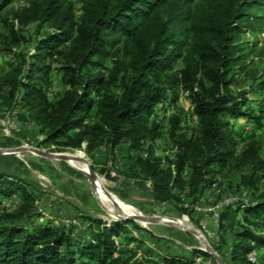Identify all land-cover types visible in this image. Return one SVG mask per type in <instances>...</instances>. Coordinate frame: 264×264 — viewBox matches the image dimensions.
<instances>
[{
    "label": "trees",
    "instance_id": "1",
    "mask_svg": "<svg viewBox=\"0 0 264 264\" xmlns=\"http://www.w3.org/2000/svg\"><path fill=\"white\" fill-rule=\"evenodd\" d=\"M12 1L0 0V12ZM256 6L253 0H89L78 22L72 5L64 0H34L25 12L33 19L55 21L61 31L15 67L7 79L10 104L18 102L28 109L38 133L46 137L44 142L65 148H81L86 142L89 152L108 146L114 159L126 145V175L149 180L156 201L176 203L184 192L196 201L214 185L217 172L211 168L224 167L235 156V143L227 135L228 119L243 113L242 102L231 93L232 71L245 60L238 45L241 27L264 24L253 13ZM117 32L134 45L123 74L117 60L112 69L103 67L113 57L108 45ZM57 55L66 61L61 69L66 89L53 102L48 92L53 72L50 59ZM178 61L183 67L168 72ZM92 65L105 69L108 78L104 71H93ZM116 84L119 94L112 90ZM181 90L190 93L200 132L194 138L178 134L181 119L174 115L170 137L178 153L165 163L154 154L161 125L150 116L158 105L163 108L172 96L178 98ZM256 119L260 122V117ZM22 181L26 180L0 170V194L24 191ZM179 210L183 213L188 208ZM239 211L244 213V223L230 233L228 258L232 264H253L248 254L264 245V197ZM12 222L0 217V264H190L186 256L157 260L119 255L113 237L118 230L102 227V220L83 241L73 239L65 226L38 223L26 228Z\"/></svg>",
    "mask_w": 264,
    "mask_h": 264
},
{
    "label": "rangeland",
    "instance_id": "2",
    "mask_svg": "<svg viewBox=\"0 0 264 264\" xmlns=\"http://www.w3.org/2000/svg\"><path fill=\"white\" fill-rule=\"evenodd\" d=\"M32 1L13 0L0 12V170L26 180L20 184L24 191L10 196L0 194L2 220L13 219L16 226L26 228L38 223L65 226L77 241L88 239L91 230L102 220V227L107 225L118 230L113 233L117 253L128 259L146 256L159 260L178 255L186 256L190 264H232L227 249L230 233L240 228L245 218L239 207L264 197V24L251 22L241 27L238 45L245 60L232 71L230 89L237 101L242 102L243 114L229 117L231 125L227 132L235 143V156L226 166L211 168L217 172L213 176L214 185L206 188L196 201H193L194 196L187 192L179 194L175 189L181 200L163 202L153 198L149 180L126 175L129 160L126 145L120 147L114 159L108 146L89 152L86 142L81 148L44 142L46 137L38 133L39 128L31 121L28 109L18 102L10 104L7 79L15 67L29 60L44 41L61 31L55 21L33 19L25 12ZM88 1L64 0L65 4L72 5L78 22ZM253 1L258 3L253 13L264 19V0ZM113 39L108 45L113 57L106 60L103 67L112 69L117 60L123 74L130 64L134 45L122 32L113 35ZM50 61L53 72L48 92L55 102L66 89L61 70L66 61L59 55L51 57ZM90 67L106 73L100 66ZM182 67V61L174 62L168 72ZM112 90L121 92L117 84ZM170 101L163 108L158 105L156 114L150 116L151 121L156 120L161 125V137L154 143L153 150L165 163L168 159L175 160L178 153L170 137L174 115L181 119L178 134L194 138L200 132V118L194 113L190 93L181 90L178 98L172 96ZM95 113L96 109L88 118L89 123ZM256 117H260V122ZM35 129L38 136L33 134ZM20 147L57 155L75 154L86 163L80 160L78 169L66 159H50L27 150L14 152L13 149ZM87 162L91 164V174L102 180L110 197L133 210L125 211L123 204L115 208L97 194ZM188 172L190 169L186 170ZM200 204L206 211L200 210ZM183 208L188 211L182 213L179 209ZM249 219L256 218L250 216ZM130 221L135 224H128ZM256 232L262 231L257 229ZM248 258L253 264H264V245L256 246Z\"/></svg>",
    "mask_w": 264,
    "mask_h": 264
},
{
    "label": "water",
    "instance_id": "3",
    "mask_svg": "<svg viewBox=\"0 0 264 264\" xmlns=\"http://www.w3.org/2000/svg\"><path fill=\"white\" fill-rule=\"evenodd\" d=\"M14 152H18V151H31L32 153H35L37 155H40V156H43V157H48L50 159H66V160H69V158L65 157L64 155H57V154H52V153H47L43 150H39L37 148H25V147H20V148H15L13 149ZM87 161V160H86ZM89 167L91 168V164L89 162H87ZM93 171L90 169V176H91V180L92 182H95V175L94 174H91ZM143 218H146V217H143ZM222 264V262H220Z\"/></svg>",
    "mask_w": 264,
    "mask_h": 264
},
{
    "label": "bare ground",
    "instance_id": "4",
    "mask_svg": "<svg viewBox=\"0 0 264 264\" xmlns=\"http://www.w3.org/2000/svg\"><path fill=\"white\" fill-rule=\"evenodd\" d=\"M65 157H72V158H76V159H79V160H81V161H83L84 163H86L79 155H75V154H63ZM27 156H29V155H27ZM88 169H89V166H88ZM89 172H90V169H89ZM95 180L100 184V186L106 191V193L110 196V192L109 191H107L106 189L107 188H105L104 187V184H103V182H102V180H100L99 178L97 179L96 177H95ZM111 199L113 200V202L115 203V205L117 206V207H122V206H120L119 204H120V202L116 199V198H112L111 197ZM125 211H128L126 208H124V207H122ZM138 217H140V216H138ZM195 233V232H194Z\"/></svg>",
    "mask_w": 264,
    "mask_h": 264
},
{
    "label": "crops",
    "instance_id": "5",
    "mask_svg": "<svg viewBox=\"0 0 264 264\" xmlns=\"http://www.w3.org/2000/svg\"><path fill=\"white\" fill-rule=\"evenodd\" d=\"M33 134L35 135L36 134V136H38V133H37V130L35 129L34 131H33ZM80 161V160H79ZM73 166H75L76 168H78V165H76V163H73V162H70ZM79 169V168H78ZM94 183H97V184H99L96 180H95V182ZM100 185V184H99ZM101 187V186H100ZM101 189L106 193V191L101 187ZM97 194L102 198V199H104L105 201H108L109 202V204L111 205V202H112V204L114 205H112L113 207H117L116 205H115V203L113 202V200L111 199V197L110 196H102L98 191H97ZM110 197V198H109ZM111 201H110V200ZM117 199V198H116ZM118 200V199H117ZM119 201V200H118ZM120 202V201H119ZM120 204H123V203H121L120 202ZM123 205H125V204H123ZM125 208H127V210H133V208H131V207H129V206H127V205H125ZM135 212H138V211H135ZM133 213V212H132ZM138 216H141V217H143V215H138Z\"/></svg>",
    "mask_w": 264,
    "mask_h": 264
},
{
    "label": "built area",
    "instance_id": "6",
    "mask_svg": "<svg viewBox=\"0 0 264 264\" xmlns=\"http://www.w3.org/2000/svg\"><path fill=\"white\" fill-rule=\"evenodd\" d=\"M202 204V203H201ZM200 204V210H202V211H206V209L205 208H202V205Z\"/></svg>",
    "mask_w": 264,
    "mask_h": 264
}]
</instances>
